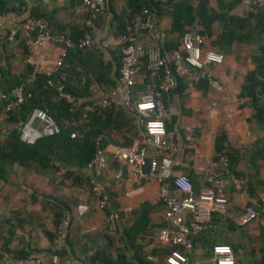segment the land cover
Returning <instances> with one entry per match:
<instances>
[{
  "label": "crops",
  "instance_id": "0c3cea01",
  "mask_svg": "<svg viewBox=\"0 0 264 264\" xmlns=\"http://www.w3.org/2000/svg\"><path fill=\"white\" fill-rule=\"evenodd\" d=\"M1 1L7 10L0 14V90L7 92L20 84L18 78L24 73L26 64L31 68L37 65L44 71L59 51V46L52 43L42 47L28 46L22 34L10 36L9 29L18 25L30 12H34L44 17L52 30L80 37L86 11L80 0ZM126 1L111 0L108 4L103 0L92 28L95 47L85 51L93 53V57H67L69 61H66L65 68L68 76L74 74L79 79V84L87 81L86 98L90 102L108 98L115 91L114 73L122 46L120 28L115 17L127 11ZM160 1L163 2L161 14H152V18L162 43L168 38L174 40L177 33L168 34L171 23L170 6L164 0ZM196 2L192 0L191 4L195 5ZM207 7L209 11L223 16L214 19L209 25V33L205 34L210 46L221 33L228 16L244 17L250 11L243 0H207ZM138 15L133 17L132 32L135 40L146 46L153 41L137 27ZM199 28L200 25L196 24L193 29ZM243 32L244 30L237 29L238 34ZM261 42L264 43V38ZM246 43L251 42H233L229 52L223 53L222 63L206 66V72L221 84L220 91L209 87L204 81H183L180 88L164 97L167 109L165 128L172 133L176 145L175 153L170 156L169 169L172 174H191L198 187L206 174L219 168L213 160L214 136L219 130L225 132L227 143L237 148L242 156L235 166L236 171H245L250 162L249 157L262 139L263 131L255 123L246 122L251 113L249 106H238L247 100L236 96L243 76L253 68L250 57L255 53V48ZM91 71L97 73L98 81L93 78ZM29 75L24 79L25 82H30ZM135 83L145 89L154 83V76L146 73L140 64L136 70ZM109 116L108 124L102 130L105 150L110 151L116 144L140 138V127L133 113L115 107ZM11 171L6 180H0V264H32L29 258L31 253L41 254L51 264H90V256L102 249L113 262L119 260L116 264H139L137 257L164 264L168 246L158 237V230L163 227L164 220L155 178L139 180L114 161L108 163L100 178V186L101 191L105 188L112 193L117 205L116 208L110 206L112 213L108 217H112L111 230L107 227L109 219H106L103 207L98 206L96 197L78 172L73 174L74 180L73 177L64 178L59 182V178L52 177L48 170L35 173L13 165ZM80 172L91 177L88 168H83ZM217 187L228 191L230 210L227 217L236 222L235 207H241L247 201H253V198L245 189L238 190L229 185ZM53 197L68 206L67 210H63L58 226L54 225L51 209ZM142 203L147 204L148 222L129 241L123 228L133 223ZM207 225L209 226V222ZM218 228L220 223L217 222V225H210V231L213 230L211 233L202 232L198 235L196 244L188 253L186 264L203 260L211 242L225 243L227 238ZM221 229L223 230V226ZM43 231L53 233L52 242ZM55 250L60 254L53 253ZM23 253L26 254L25 257H21ZM95 264L102 262L96 261Z\"/></svg>",
  "mask_w": 264,
  "mask_h": 264
},
{
  "label": "built area",
  "instance_id": "2783aa9c",
  "mask_svg": "<svg viewBox=\"0 0 264 264\" xmlns=\"http://www.w3.org/2000/svg\"><path fill=\"white\" fill-rule=\"evenodd\" d=\"M250 11L255 7H264V0H243ZM103 0H80L86 11L83 22V33L73 40L65 31L52 30L42 16L28 15L18 25L9 29V35L22 34L24 42L31 47H42L47 43L59 46L57 57L50 66L42 71L37 65L31 69L28 81L32 82L40 74L46 76L49 86H54L59 97L72 101L73 97L65 91L61 71L62 61L68 48L81 51L94 49L92 28L102 8ZM137 27L153 41L146 46L138 43L129 24L125 25L120 48L118 78L115 91L108 98L93 100L83 106V116L98 108L123 107L133 113L142 129V137L128 145H116L107 151L100 146L99 140L94 142V152L86 167L91 171L89 184L95 197L101 194L100 178L109 162L114 161L119 167L125 168L139 180L155 178L158 183L157 196L163 206L164 225L158 230V237L168 246L164 264H186L188 253L193 247V237L206 225L213 213H223L228 204L225 194L217 193L215 187L229 185L235 189H245V179L235 175L228 165V160L220 156V167L203 178L202 184L193 189L189 179L182 173L172 174L169 169L170 156L176 151L172 133L165 128L167 109L161 95L176 87L177 78L196 82L204 77L207 85L217 91L221 84L205 70L207 65H218L223 55L207 42V37L195 29H185L180 37V50H172L168 59L162 55L160 33L157 31L152 15L142 10L137 17ZM142 64L146 71L162 76L153 90L134 91L136 70ZM192 70H198L195 73ZM30 96L21 84L9 91L0 90V103L4 111L17 109ZM38 125L35 126L34 124ZM59 127L53 117L45 110L33 107L27 118L19 126V139L31 144L42 136L53 135ZM73 136V134H71ZM159 155H162L161 157ZM63 169H59L62 173ZM171 181L167 183L166 179ZM98 206H104L103 199H97ZM255 210L246 207L237 217L238 224L255 218ZM110 229H113L112 217H108ZM63 225V221L61 222ZM32 264H51L41 254L31 253ZM193 264H235L231 247L226 243L211 245L207 255Z\"/></svg>",
  "mask_w": 264,
  "mask_h": 264
},
{
  "label": "trees",
  "instance_id": "16d2710c",
  "mask_svg": "<svg viewBox=\"0 0 264 264\" xmlns=\"http://www.w3.org/2000/svg\"><path fill=\"white\" fill-rule=\"evenodd\" d=\"M106 1L108 4L111 2V0ZM196 1V4L192 5V0H164V2L170 6L169 15L171 23L168 28V34L173 32L177 33L174 40L172 38H168L160 43L162 55L168 59L169 66H171V62L169 60L171 51L174 49L181 51L180 37L185 29H193L197 24L201 27L197 31L205 35L209 33L210 23L214 19H220V17H223L220 13L209 11L207 7V0ZM162 4L163 2L160 0H127L125 3L127 11L115 17V21L120 28L119 31L121 38L125 33V25H132L135 14L140 15L141 11L146 9L151 15L154 14L155 16H159L162 11ZM6 10L7 8L0 0V14L4 13ZM29 15L40 16V14H36L34 12H30ZM237 29L244 30V32L238 34ZM81 33H83V30ZM69 36L73 40H76L79 35L72 36L69 34ZM263 37L264 7L258 6L255 7L253 11H249L244 17L228 16L226 23L222 27L221 33L211 42V46L223 55V53L229 52L230 46L233 42L241 43L243 40H246V42L255 43L257 45L255 53L250 57L253 68L248 70L243 76L236 96L237 98H245L247 100L244 103L238 104L239 108L243 105H247L251 109V113L249 117L246 118V122H253L259 128L264 129V45L260 42ZM69 55L81 57L82 59L86 56L93 57L94 55L91 52L81 51L76 48H68L66 50V55L62 61L61 71L64 72L63 84L65 91L73 97L72 101L69 102L64 98L59 97L55 87L46 84V76L42 73L38 74L32 82H25L24 79L30 74L32 69L30 65L26 64L24 66V73L18 78V83L22 85L24 90L30 93V96L26 98L17 109L12 111H4L0 103V115H3L2 126L4 127V130L0 135V180H6L7 174L11 171L13 165L30 169L35 173L48 170L54 178V173H59V169H63V172L59 174V182L64 178L72 179L73 174L78 172L81 177L86 180L89 191L92 193L91 186L89 184V177L80 171L83 168H87L86 165L94 152L95 140L98 139L100 146H104L105 139L102 130L105 128L106 124H108L107 119L110 117L109 115L115 107L98 108L83 116V106L90 102V99L86 98L88 96L87 81L79 84V79L77 80L74 74H72L71 77H69L70 74L68 76L65 65L66 61H69L67 58ZM120 56L121 53L119 52L116 70L114 73L116 81L118 78ZM192 71L195 73L198 72V70ZM91 72L93 78L98 81V76L96 75L97 73L95 71ZM145 72L149 73L146 70ZM153 76L154 83L152 85L142 89V86L134 83L133 90H153L154 86L159 83L162 73L159 71ZM109 81L113 83L112 79ZM183 81L185 80L177 78L176 87L167 93H162L161 99L165 106L166 103L164 101V97L176 88H180V83ZM201 81H204L207 84L204 77H200L195 83H200ZM33 107L41 108L49 113L57 123L59 131L53 135L42 136L36 139L33 143L28 144L19 139V126L27 118ZM120 108L125 109L123 107ZM139 127L140 137H142V129L140 125ZM71 134H73V136H71ZM131 142L132 140L127 143L116 145H128ZM213 149V160L218 167H220L218 159L220 156H223L228 160V165L235 175L243 178L245 177L242 171L235 170V166L241 158V154L237 148L230 146L227 143L226 135L223 130H219L215 134ZM256 155L264 157V133L262 139L260 140V145L255 149V151H253V155L249 157L250 162L247 165L248 169H251L252 166L254 167V163L252 164L251 161L254 162L253 157ZM159 156L161 157L162 155ZM185 176L191 182L193 189L196 190L198 186L192 175L186 174ZM253 176L254 175L251 176L248 171V177L251 178V180L253 179ZM74 179L75 177H73V180ZM166 181L169 183L171 179L167 178ZM255 186L256 185L253 181H249L247 184L245 183V189H247L248 194L253 198V201H247L244 205L255 208L264 220V204L261 202H254ZM232 188L234 187L232 186ZM215 191L217 193L225 194L228 199V191L224 188L215 187ZM96 199L104 200L105 203L102 209L104 210L106 219H108V215L112 213L110 206L113 208H116L117 206L116 202L113 200L112 193L109 192L108 189L103 188L101 194L96 197ZM53 201L54 203L52 204L51 209L53 212L54 225L58 226L63 210H67L68 206L58 198L53 197ZM146 206V203H142L139 209L140 212L133 223L129 227L123 228V233L129 241H132L134 236L137 235V233L145 226L146 222H148ZM242 210H245V208L243 209V206L235 207L236 212H240ZM256 210L255 213L257 216ZM215 215L220 214L213 213L209 222H211ZM225 219L228 221V228L234 229L237 222L235 223V221L229 217H225ZM248 221L241 224L237 223V225L246 224ZM107 227L110 228L109 220ZM212 231L213 230L210 231V226L204 225V227L193 237V245L196 244L200 233H211ZM43 233L49 241H53V233L49 231H43ZM224 242L231 247L235 264H239L240 260L236 254H238L237 252L243 247L242 242L229 240ZM213 244H215V242H211L207 247V253ZM258 252V257L253 264H264V234L259 244ZM53 253L57 255L60 254V252L56 250L53 251ZM25 255L26 254L23 253L21 257H25ZM137 260L139 261V264H162L161 262L154 263L149 261L145 257H137ZM96 261L102 262V264H116V262H119V260L113 262L112 259L108 257L104 249L98 250L90 256V264H95Z\"/></svg>",
  "mask_w": 264,
  "mask_h": 264
},
{
  "label": "rangeland",
  "instance_id": "374dc122",
  "mask_svg": "<svg viewBox=\"0 0 264 264\" xmlns=\"http://www.w3.org/2000/svg\"><path fill=\"white\" fill-rule=\"evenodd\" d=\"M246 44H249L251 45V47H254L256 51L257 45L255 43H246ZM261 44L264 45V43L262 42ZM2 119H3V115L1 114L0 115V135L4 130V127L2 126ZM259 129H261L264 133L263 128H259ZM259 145H260V141H259ZM255 149L253 151H255ZM251 155H253V153ZM253 159H254V162L251 161V163L252 164L254 163V167L252 166L251 169H248L246 167L245 171H242V173L245 176L244 179H245L246 184L249 183V181L250 182L253 181L256 185L255 193H254V199H255L254 202H261L264 204V157L256 155L253 157ZM248 171L250 172L251 176L254 175L252 180L251 178H249L250 176L248 177ZM59 174L60 173L58 172L54 173V176L56 178H59L60 177ZM245 191H247V189H245ZM245 206L246 205H243V209L246 207H251V206H246V207ZM253 209L256 210L255 208ZM229 210L230 208H229V202H228L225 211L223 213H219L220 215L218 217L214 216L211 222H209V226L217 225V222L220 223V228H218L217 230L220 232L223 231L227 240L242 242L243 244V247L240 249V251L237 252L238 254H236L239 257V260H240L239 262L241 264H253V262L258 257V254H259L258 247L261 242L262 236L264 234V220L262 219L261 214L256 210L257 216L254 219L248 221L246 224H243V225L236 224L234 226V229H230L228 228V224H227L228 221L225 219V217H227ZM242 211L236 213L237 214L236 218L239 216V214L242 213ZM222 226H223V230L221 229Z\"/></svg>",
  "mask_w": 264,
  "mask_h": 264
}]
</instances>
